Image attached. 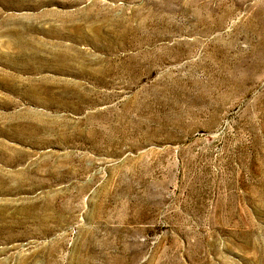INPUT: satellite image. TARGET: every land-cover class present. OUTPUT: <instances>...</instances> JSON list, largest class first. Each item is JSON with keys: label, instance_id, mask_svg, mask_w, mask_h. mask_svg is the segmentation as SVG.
<instances>
[{"label": "rangeland", "instance_id": "374dc122", "mask_svg": "<svg viewBox=\"0 0 264 264\" xmlns=\"http://www.w3.org/2000/svg\"><path fill=\"white\" fill-rule=\"evenodd\" d=\"M0 51V264H264V0H0Z\"/></svg>", "mask_w": 264, "mask_h": 264}, {"label": "bare ground", "instance_id": "6f19581e", "mask_svg": "<svg viewBox=\"0 0 264 264\" xmlns=\"http://www.w3.org/2000/svg\"><path fill=\"white\" fill-rule=\"evenodd\" d=\"M89 14V13H88ZM82 20V19H81ZM127 20V19H126ZM83 21V20H82ZM64 22V21H63ZM74 22V21H73ZM84 22V21H83ZM90 22H91V20H90ZM125 22V21H124ZM128 22H130V21H128ZM70 23V22H69ZM81 23V22H80ZM92 23V22H91ZM90 23V24H91ZM75 24H77V23H75ZM63 25V24H62ZM66 25V24H65ZM82 25H83V23H82ZM86 25V24H85ZM60 26V25H59ZM68 26V25H67ZM75 26V25H74ZM81 26V25H80ZM128 26V25H127ZM54 27V26H53ZM52 27V28H53ZM63 27V26H62ZM82 27V26H81ZM81 27H79V26H77V28H75L76 29V31L75 32H84V30H83V28H81ZM84 27V26H83ZM49 28H51V27H49ZM74 28V27H73ZM85 28V27H84ZM58 29V28H57ZM69 29V28H68ZM74 29V30H75ZM91 29L93 30V31H95V32H97V35H98V37H99V39H102L103 38V36L100 34L101 32V28L99 27V26H96L95 24H93L92 26H91ZM129 29V28H128ZM127 29V30H128ZM42 30V29H41ZM50 30V29H49ZM66 30V29H65ZM65 30H63V31H65ZM92 30H90V31H92ZM45 31V30H44ZM73 31V30H72ZM86 31H87V29H86ZM68 32H70V31H68ZM74 32V33H75ZM125 32H127V31H125ZM44 33V32H43ZM48 33H52V32H48ZM72 33V32H71ZM110 34L112 33V32H109ZM53 34L55 35V33L53 32ZM52 34V35H53ZM67 34V33H66ZM90 34H91V32H90ZM117 35H118V32L116 33ZM69 35H71V34H69ZM77 35V34H76ZM78 35H80L79 33H78ZM86 35H87V33H86ZM81 36H83V38H85L86 36H84L83 34L81 35ZM51 37V36H50ZM62 37V36H61ZM75 37V36H74ZM110 37H111V35H110ZM26 38V37H25ZM59 37H57V39H58ZM63 38V37H62ZM72 38H73V35H72ZM91 38V37H90ZM31 39H33V38H31ZM77 39H79V37L77 38ZM37 40V39H36ZM40 40V39H39ZM60 40V39H59ZM58 40V41H59ZM73 40V39H72ZM80 40V39H79ZM83 40V39H82ZM29 41V40H28ZM55 41H57V40H55ZM61 41V40H60ZM85 41H86V39H85ZM25 42V41H24ZM44 42V41H43ZM62 42V41H61ZM90 42V41H89ZM23 43V42H22ZM22 43H21V46H23L22 45ZM30 43V42H29ZM40 45H41V43L40 42H38ZM63 43V42H62ZM33 44V43H32ZM35 44V43H34ZM37 44V43H36ZM43 44V43H42ZM60 44V43H59ZM71 44V43H70ZM24 45H26V44H24ZM28 45V44H27ZM31 45V44H30ZM30 45H28V49H29V46ZM72 45V44H71ZM20 46V47H21ZM38 46V45H37ZM44 46V45H43ZM43 46H41V47H43ZM32 47V46H31ZM68 47V46H67ZM70 47V46H69ZM72 47H74V46H72ZM96 47V46H95ZM23 48H27V47H23ZM34 48H35V46H34ZM50 48H52L51 46H50ZM49 48V49H50ZM109 48V47H108ZM33 49V48H32ZM40 49H42V48H40ZM78 49V48H77ZM20 50H22V48H20ZM24 50V49H23ZM27 50V49H26ZM30 50V49H29ZM45 50L47 51V48L45 47ZM54 50H56V49H54ZM58 50V49H57ZM56 50V51H57ZM76 50V49H75ZM114 50V49H113ZM18 51V50H17ZM25 51V50H24ZM36 51V50H35ZM44 51V50H43ZM52 51H53V49H52ZM58 51H60L59 53H56L55 51V55H54V60H55V62L54 63H56L57 64V66H58V69H62L63 71H66L70 66L68 65V63H69V61H68V58H70V56L72 57V55H70L68 52H61V49L60 50H58ZM57 51V52H58ZM1 52V51H0ZM23 52V51H22ZM32 52V51H31ZM49 52H51V51H49L48 50V52L47 53H49ZM17 53V52H16ZM20 52H18V54H19ZM26 53V52H25ZM27 53H30V52H27ZM40 53V52H39ZM43 53V52H42ZM45 53V52H44ZM71 53H73V51L71 52ZM77 53V51L75 52V54ZM82 53V52H81ZM23 54V53H22ZM21 54V55H22ZM54 54V53H53ZM74 54V53H73ZM74 54V55H75ZM85 54V53H84ZM15 55V54H14ZM24 55V54H23ZM30 55H32V54H30ZM39 55V54H38ZM44 55V54H43ZM46 55V54H45ZM74 55H73V57H74ZM79 55V54H78ZM12 57H13V55H11ZM50 56H52V55H50ZM49 56V57H50ZM82 56V55H81ZM1 57V56H0ZM7 57V56H6ZM9 57V56H8ZM47 58V57H46ZM75 58V57H74ZM93 58V57H92ZM91 58V59H92ZM12 59V58H11ZM30 59V58H29ZM37 59V58H36ZM78 59V58H77ZM80 59H81V57H80ZM84 59V58H83ZM90 59V58H89ZM72 60V59H71ZM82 60V59H81ZM35 61H37V60H35ZM85 61V60H84ZM100 61V60H99ZM78 62H79V59H78ZM78 62H77V64H78ZM81 62V61H80ZM83 62V61H82ZM82 62H81V65H80V63H79V65H80V68H81V70L80 71H78V72H81L82 74H87L88 73V71L85 69V65H83L82 64ZM86 62V61H85ZM89 63H90V60L88 61ZM87 62V63H88ZM71 63H73V62H71ZM12 64V63H11ZM22 64V63H21ZM25 64V63H24ZM76 64V63H75ZM93 64V63H92ZM97 64V63H96ZM13 65V64H12ZM23 65V64H22ZM38 65V64H37ZM73 65V64H72ZM79 65H76V66H79ZM89 65V64H88ZM100 65V64H99ZM29 66V65H28ZM74 66V65H73ZM90 66V65H89ZM101 66H102V64H101ZM47 67V66H46ZM50 67V66H49ZM53 67H54V65H53ZM72 67V66H71ZM75 67V66H74ZM91 67H93V66H91ZM91 67H89V68H91ZM24 68V67H23ZM32 68L33 69H36V70H38L39 69V67L38 66H36V67H31V71H32ZM77 68V67H76ZM79 68V69H80ZM94 68V67H93ZM97 68H98V66H97ZM96 68V69H97ZM100 68V67H99ZM99 68H98V71H99ZM102 68V67H101ZM25 69V68H24ZM51 69H52V67H51ZM103 69V68H102ZM101 69V70H102ZM71 70V69H70ZM72 70H74V68L72 69ZM21 71H23L22 69H21ZM35 71V70H34ZM38 72V71H37ZM74 72H75V70H74ZM74 72H72V73H74ZM96 73H97V71H95ZM94 72V73H95ZM30 73V72H29ZM40 73V72H39ZM43 73V72H42ZM56 73V72H55ZM54 73V74H55ZM66 73V72H65ZM64 73V74H65ZM91 73V72H90ZM35 74V73H34ZM37 74V73H36ZM44 74H46V73H44ZM91 74H93V73H91ZM98 74H100L99 72H98ZM20 75V74H19ZM33 75V74H32ZM31 75V76H32ZM96 75V74H95ZM37 76V75H36ZM40 76V75H39ZM60 76V75H59ZM100 76H102V75H100ZM106 76V75H105ZM15 77V76H14ZM64 77V76H63ZM89 78V77H88ZM90 79V78H89ZM18 81V80H17ZM36 81V80H35ZM41 82V81H40ZM39 82V83H40ZM43 82V81H42ZM16 83V82H15ZM20 83V82H19ZM45 83V82H44ZM51 83V82H50ZM58 84V83H57ZM60 84V83H59ZM66 84H68V83H66ZM21 86H22V84H20ZM37 85H39L38 83H37ZM37 85H33V82H32V85H29V88L27 89V95L26 96H28V97H33V95L35 96V97H38V93H37V89H40ZM42 85V84H41ZM40 85V86H41ZM44 85H46V83L44 84ZM52 85V84H51ZM54 85V84H53ZM62 85V84H61ZM48 86V85H47ZM58 86V85H57ZM66 86V85H65ZM14 87V86H13ZM60 87V86H59ZM12 88V87H11ZM41 88H42V86H41ZM70 88V87H69ZM72 88V87H71ZM13 89V88H12ZM44 89L46 90H44L45 92H46V97L47 96H49V97H53L54 95L52 94V92H51V89H49V88H45V86H44ZM60 89V88H59ZM64 89H66L65 87H64ZM42 90V89H41ZM40 90V91H41ZM55 90V89H54ZM61 90V89H60ZM74 90H75V88H74ZM22 91V90H21ZM77 91V90H76ZM60 92V91H59ZM78 92V91H77ZM78 94V93H77ZM44 96V95H43ZM79 97H81V96H79ZM41 98V97H40ZM18 99V98H17ZM1 100V99H0ZM3 100V99H2ZM38 100V99H37ZM45 100V99H44ZM75 100H78V99H75ZM46 101V100H45ZM49 101V100H48ZM81 101H82V99H81ZM87 101V100H86ZM74 102V101H73ZM7 103V102H6ZM58 103H60V102H58ZM8 104V103H7ZM45 104V103H44ZM61 104V103H60ZM59 105V104H58ZM64 106V105H63ZM56 107H57V104H56ZM36 109V108H35ZM23 119V118H22ZM24 119H26V118H24ZM23 119V120H24ZM37 119V118H36ZM20 120V119H19ZM31 120V119H30ZM38 120V119H37ZM40 120V119H39ZM39 120H38V123H39ZM8 121V120H7ZM6 121V122H7ZM29 121V120H28ZM36 121V120H35ZM17 122H18V120H17ZM24 122V121H23ZM45 122V121H44ZM9 123V122H8ZM7 123V124H8ZM29 123V122H28ZM31 123H33V121L31 122ZM35 123V122H34ZM33 123V124H34ZM45 123H48V121L47 122H45ZM44 123V124H45ZM3 124V123H2ZM6 124V123H5ZM4 124V125H5ZM17 124V123H16ZM19 124V123H18ZM25 124V123H24ZM33 124H30V126H28V125H25V126H22V130L18 133V135H30L31 136V134H34V133H36V126L35 125H33ZM39 124H41V122L39 123ZM43 124V123H42ZM49 124V123H48ZM21 125V124H20ZM47 125V124H46ZM51 125V124H50ZM8 126V125H7ZM48 126V125H47ZM52 126V125H51ZM20 127V126H19ZM43 127V126H42ZM17 128V127H16ZM52 128V127H51ZM20 129V128H19ZM40 129H42L41 127H40ZM44 129H45V127H44ZM43 129V131H45ZM53 129V128H52ZM16 130V129H15ZM54 130V129H53ZM8 131V130H7ZM18 131V130H17ZM16 131V132H17ZM38 131V130H37ZM3 132V131H2ZM54 132V131H53ZM43 133V132H42ZM14 134V133H13ZM12 134V135H13ZM10 135V134H9ZM16 135V134H15ZM14 135V136H15ZM16 137V136H15ZM20 140V139H19ZM24 140V139H23ZM4 145V144H3ZM14 150V149H13ZM12 150V151H13ZM19 152V151H18ZM21 152H23V151H21ZM14 154H15V150H14ZM13 154V155H14ZM12 155V154H11ZM15 155H17V154H15ZM20 155V154H19ZM18 156V155H17ZM22 175V174H21ZM2 176V175H1ZM21 177V176H20ZM19 177V178H20ZM25 178V177H24ZM18 179V178H17ZM21 179V178H20ZM21 181V180H20ZM2 182V181H1ZM4 182V181H3ZM6 182V181H5ZM17 183V182H16ZM21 183V182H20ZM18 184V183H17ZM23 184V183H22ZM25 184V183H24ZM2 185H0V187H1ZM6 187V186H5ZM4 188V187H3ZM1 189V188H0ZM4 191V190H3ZM5 192V191H4ZM8 192V191H7ZM6 192V193H7ZM1 208V207H0ZM2 212H3V210H1V213H0V216L2 217ZM6 214V213H5ZM4 216V215H3ZM5 217V216H4ZM3 218V217H2Z\"/></svg>", "mask_w": 264, "mask_h": 264}]
</instances>
